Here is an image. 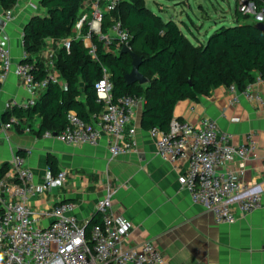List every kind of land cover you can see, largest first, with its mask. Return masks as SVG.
<instances>
[{
    "label": "built area",
    "instance_id": "2783aa9c",
    "mask_svg": "<svg viewBox=\"0 0 264 264\" xmlns=\"http://www.w3.org/2000/svg\"><path fill=\"white\" fill-rule=\"evenodd\" d=\"M118 0H83L82 10L73 26L74 38L83 41L92 59H97V41L105 48L113 43L117 49L129 46L130 33L120 19H114L106 31H102L103 14L112 10ZM236 8L249 15L254 22L264 23V0H236ZM3 19L9 21L13 12L0 5ZM49 40L51 37H46ZM72 36L62 38L69 49ZM7 36H0V84L7 79L12 68ZM23 43V42H22ZM37 59L24 49L15 73L20 77L28 98L12 100L10 107L26 109L34 105L39 94L50 82L65 85L57 71L46 70L42 78H36L33 70ZM52 58L49 65H52ZM257 79L264 82V75ZM229 103L240 98L263 103L260 95L248 82L242 89L233 83L226 86ZM96 101L102 105L98 113L84 120L74 111L66 114V124L59 131L45 130L44 137H53L69 144L86 143L97 145L102 135L106 137L109 157L113 158L129 150L123 141L125 134L132 135L133 108L142 101L141 97L126 94L114 98L109 72L102 67V75L94 81ZM10 116L0 123V133L18 123ZM38 124L25 126L26 131ZM154 138L156 153L170 162L187 160V167L178 174L181 187L188 191L191 200L212 213L217 223H233L237 214H247L264 208V189L251 191L228 167L236 156L246 158L253 154L256 140L253 131L246 133L240 145L230 142L231 134L220 130L216 121L202 117L197 123L172 117L168 129H148ZM67 180L65 169L55 174L46 171L40 181L34 180L31 168L24 163L22 155H12L4 176L0 178V264H166V258L151 238L135 245L125 244L131 221L111 209L112 190L109 187L97 200L99 221L91 224L86 237L84 226L75 214V203L58 201L48 208L33 211L29 198L54 187L62 186ZM49 219L47 224L41 218ZM87 238V240H86Z\"/></svg>",
    "mask_w": 264,
    "mask_h": 264
},
{
    "label": "crops",
    "instance_id": "0c3cea01",
    "mask_svg": "<svg viewBox=\"0 0 264 264\" xmlns=\"http://www.w3.org/2000/svg\"><path fill=\"white\" fill-rule=\"evenodd\" d=\"M39 1L17 0L8 8L13 12L9 21L3 19L0 11V36H7L12 60L7 79L0 84V115L10 108L12 100L23 101L29 96L15 66L24 50L22 27L31 15L39 13ZM55 40L58 41L44 38L36 55H31L46 70L59 48ZM253 73L252 87L263 103L240 98L231 104L227 87L218 85L196 100H178L172 116L192 123L210 117L220 130L231 134L234 145L242 144L246 133L253 131V154L246 158L236 156L228 167L251 191H260L264 189V82L257 79L258 72ZM78 87L82 89V85ZM142 106L143 101L133 108L134 133L123 136L129 150L113 158L109 157L105 135L97 145L69 144L26 131L28 124L21 122L0 133V165L9 163L12 155L18 153L33 171L34 180L40 181L49 170L46 156L52 154L58 170H66L67 180L60 187L31 196L29 207L39 211L58 201H71L81 225L90 219L97 200L109 187L113 192L112 211L131 221L125 244L135 245L151 238L166 264H264V208L237 214L233 223L215 222L212 213L193 202L178 183V174L187 167V160L173 163L156 153L153 136L139 125ZM38 122L39 118L34 117L32 123ZM48 221L46 217L40 220L42 224Z\"/></svg>",
    "mask_w": 264,
    "mask_h": 264
},
{
    "label": "trees",
    "instance_id": "16d2710c",
    "mask_svg": "<svg viewBox=\"0 0 264 264\" xmlns=\"http://www.w3.org/2000/svg\"><path fill=\"white\" fill-rule=\"evenodd\" d=\"M17 0H0L8 9ZM263 0H257L261 3ZM45 8L42 14H33L22 27V42L29 55H36L43 39L72 36L69 49L58 48L54 57L55 68L65 85L50 82L39 94L33 106L21 109L12 106L0 115V123L10 116L18 123L32 126L34 117L39 118L37 135L45 130L59 131L66 124V114L74 111L84 120H90L102 105L96 101L94 81L101 77L102 67L109 72L112 95L117 98L131 94L142 98L139 125L148 130L156 127L166 131L175 103L184 98L196 100L200 94H208L218 85L235 84L242 89L254 79V71L264 75V32L256 26L249 15L242 14L236 7L233 25H221L205 41L193 43L172 18L164 20L152 12L143 0H118L115 7L103 14L101 29L120 19L129 33L131 50L141 57L138 70L147 81L126 83L124 74L131 69L128 53H119L114 43L107 49L97 43V59H92L83 41L74 38L73 26L82 10L83 0H40ZM248 18V20H247ZM33 70L36 78H42L46 70L38 59ZM82 81V89L77 85ZM83 95V97H82ZM52 174L58 171L55 157L46 156ZM9 163L0 165V178ZM95 210L83 225L86 237L91 224L99 221ZM87 240V238H86Z\"/></svg>",
    "mask_w": 264,
    "mask_h": 264
},
{
    "label": "rangeland",
    "instance_id": "374dc122",
    "mask_svg": "<svg viewBox=\"0 0 264 264\" xmlns=\"http://www.w3.org/2000/svg\"><path fill=\"white\" fill-rule=\"evenodd\" d=\"M143 3L164 20H175L193 43L197 40L205 41L207 36L221 25L235 23L233 16L236 0H143ZM38 12H45V8L41 6ZM55 41L59 47L63 45L62 38ZM55 67L54 61L49 71H57ZM77 85H82L79 78Z\"/></svg>",
    "mask_w": 264,
    "mask_h": 264
},
{
    "label": "water",
    "instance_id": "95a60500",
    "mask_svg": "<svg viewBox=\"0 0 264 264\" xmlns=\"http://www.w3.org/2000/svg\"><path fill=\"white\" fill-rule=\"evenodd\" d=\"M256 26L264 32V23L256 22ZM119 53H128L131 57V69L123 76L126 83H145L147 81L146 77H144V75H142V73L138 70L141 57L137 53L133 52L128 45H122Z\"/></svg>",
    "mask_w": 264,
    "mask_h": 264
}]
</instances>
